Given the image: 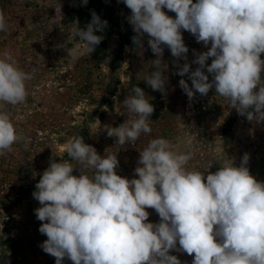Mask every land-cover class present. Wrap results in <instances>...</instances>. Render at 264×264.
<instances>
[{
  "label": "clouds",
  "instance_id": "obj_1",
  "mask_svg": "<svg viewBox=\"0 0 264 264\" xmlns=\"http://www.w3.org/2000/svg\"><path fill=\"white\" fill-rule=\"evenodd\" d=\"M88 0H83L86 5ZM131 15L127 18L137 34L133 44L143 52L142 38L156 55L152 70L142 79L153 91L163 92L168 65L162 62L167 46L173 57L187 60L189 49L181 29L196 41L211 47L195 53L193 63L178 66L176 74H188L192 86L181 79L179 86L191 101L195 93L207 95L214 88L225 105L237 110L249 122H264V0H123ZM60 10H61V5ZM166 8L176 14H166ZM102 21L93 11L86 30L79 26L72 35L84 42L91 54L103 39ZM0 12V31H7ZM77 43L68 54L75 61L81 54ZM212 58L211 64H207ZM212 80L209 82V76ZM37 71L25 72L13 56L0 53V105L17 106L28 96L27 82ZM122 107L128 119L118 127H107L116 144L135 142L150 134L154 106L143 89L132 87ZM28 140L10 116L0 109V156L12 146ZM188 151H180L164 138L151 139L140 151L138 178L117 174V155H99L96 149L74 136L66 144L71 161H50L35 185L33 197L41 207L35 215L43 223L39 232L47 236L40 247L73 264H181L170 250L194 254L192 264H264V182L250 174L249 154L239 166L234 157L225 159L215 173L189 169L191 142L182 141ZM79 168L80 174L73 175ZM88 171L93 175L89 176ZM147 208L154 209L159 223L148 222ZM177 243L179 248H177Z\"/></svg>",
  "mask_w": 264,
  "mask_h": 264
},
{
  "label": "rangeland",
  "instance_id": "obj_2",
  "mask_svg": "<svg viewBox=\"0 0 264 264\" xmlns=\"http://www.w3.org/2000/svg\"><path fill=\"white\" fill-rule=\"evenodd\" d=\"M93 11L107 25L95 33L103 39L89 54L71 29L79 26L86 30ZM163 11L176 16L166 8ZM0 12L8 25L7 31H0V53L9 52L25 72L37 68L27 82L26 101L17 106L0 105L28 140L27 148L20 141L0 156V264H55V257L40 247L47 236L39 232L43 222L34 210L41 205L32 194L52 159L75 163L66 152V144L74 136L83 137L102 157L117 155L116 172L128 179L138 178L134 169L140 151L151 139L164 138L182 152L189 150L182 141L189 140L193 157L187 167L206 171L205 175L215 173L232 157L239 166L247 153L250 174L264 182V122H249L225 105L214 88L203 96L196 92L189 101L179 86L181 79L189 87L192 84L188 74H176L178 66L187 62L194 71L199 67L193 63L194 52H205L211 44L198 43L194 35L181 29L189 49L187 60H177L167 46H162V62L168 65L163 73L166 84L163 92L153 91L142 75L152 70L151 61L157 57L148 45L147 34L142 38V54L133 44L132 37L137 34L127 19L131 10L123 0H88L86 5L83 0H0ZM77 43L82 54L73 61L68 52ZM211 62L209 58L207 64ZM204 72L211 82L212 75L206 68ZM135 86L144 90L154 106L149 120L152 132L141 134L135 142L116 144L106 128L118 127L128 119L122 103ZM79 174V168L74 169L73 175ZM87 174L92 176L93 172ZM146 211L148 222H160L154 209ZM170 254L181 264H192L194 259V254L183 251L170 250ZM63 264L73 262L65 258Z\"/></svg>",
  "mask_w": 264,
  "mask_h": 264
},
{
  "label": "trees",
  "instance_id": "obj_3",
  "mask_svg": "<svg viewBox=\"0 0 264 264\" xmlns=\"http://www.w3.org/2000/svg\"><path fill=\"white\" fill-rule=\"evenodd\" d=\"M84 17H85V19H87L88 21H90V20H89V15H85ZM80 21H81L83 24H84V22H85V21L83 20V18H82V20H80ZM94 51H96V48H95Z\"/></svg>",
  "mask_w": 264,
  "mask_h": 264
}]
</instances>
